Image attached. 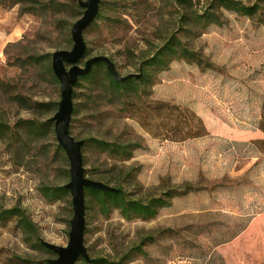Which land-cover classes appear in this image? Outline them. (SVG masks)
I'll list each match as a JSON object with an SVG mask.
<instances>
[{"label": "rangeland", "instance_id": "374dc122", "mask_svg": "<svg viewBox=\"0 0 264 264\" xmlns=\"http://www.w3.org/2000/svg\"><path fill=\"white\" fill-rule=\"evenodd\" d=\"M55 1L61 6L33 15L20 14L16 0H0V122L19 131L18 137L0 141V210H23L34 228L23 232L14 219L0 222V264H46L54 255L37 242L65 247L68 241L69 192L49 197L47 190L68 183L69 167L55 151L54 133L36 139L22 129L24 122L44 123L56 113L60 85L46 67L52 53L70 50V27L82 16L83 9L72 18L71 0ZM99 1L100 18L83 33L88 55L79 66L104 56L119 76L136 75L143 58L172 33L201 61H172L139 95H129L135 104L123 111L97 102L85 87L73 88L77 113L69 133L74 140L139 145L128 160L85 150L86 179L108 181L104 185L112 188L119 181L129 198L140 200L182 185L192 188L147 220H127L117 210L106 217L85 212L83 245L89 259L117 262L129 254L125 264H264V157L249 144L251 136L199 131L205 117L236 131L253 132L258 125L264 0H237L262 9L254 17L220 10V24L206 27L184 25L180 17L201 11L207 0ZM29 56L44 59L25 67L15 62ZM36 104L56 107L46 111Z\"/></svg>", "mask_w": 264, "mask_h": 264}, {"label": "trees", "instance_id": "16d2710c", "mask_svg": "<svg viewBox=\"0 0 264 264\" xmlns=\"http://www.w3.org/2000/svg\"><path fill=\"white\" fill-rule=\"evenodd\" d=\"M20 3V14L29 13L33 15L46 14L52 11L57 6H61L60 3L55 0H49L45 3L36 2L34 0H16ZM261 1V0H260ZM181 3H188L182 0ZM29 4V5H28ZM72 18H76L81 13V8L78 5L77 0H71L70 2ZM262 7L258 4L244 5L237 0H207V6L201 11L184 13L180 20L184 25H201L206 27L208 25L220 24V15L218 14L220 10L230 11L237 15L244 17H254L258 11H261ZM99 12V10H98ZM100 18L99 15L96 16L95 20ZM94 20V21H95ZM94 21L89 25L94 24ZM88 27V28H89ZM87 28V29H88ZM180 29V26H179ZM67 43L72 46L71 39H67ZM88 55V49L86 48L85 56ZM49 55L45 56L48 58ZM44 57H33L29 56L24 60H15L19 66H34L39 65ZM189 60L192 62L200 63V57L190 51L184 43L175 35V33L170 34L165 41L156 48L153 54L148 57L143 58L139 66L138 74L131 75L127 79L118 82L108 73L104 63L99 62L92 66L91 71L80 77L75 84V87H85L91 94H94V98L97 102H104L107 105H118L120 109L127 110V105H134L133 102H129V95L137 96L140 91L151 83V78L158 72L164 71L168 68V65L174 60ZM112 63L113 61L109 59ZM114 67L115 64L113 63ZM48 74L57 82L56 78L51 71L50 66L46 67ZM116 70V67H115ZM117 72V71H116ZM84 85H83V84ZM141 88V89H140ZM75 93H72V100L75 99ZM13 99L19 104H25L24 98L21 96H14ZM40 108H45L46 111H52L55 109L56 104H53L52 108L49 104H36ZM166 105H154L155 108H163ZM77 104H73L72 116L77 113ZM198 117V116H197ZM207 121H200L199 131L201 134H223L224 136H232L234 139H239V135L243 138H249V144L252 145L255 150L262 154L264 157V98L260 109V118L256 129L253 132L246 131H236L221 124L212 123L213 117ZM199 123V122H198ZM22 129L28 136L31 135L33 138L39 139L45 136L47 132L54 133L51 130V122L47 121L44 123L29 121L22 123ZM70 129V125H69ZM19 131H14L4 122H0V141L6 139H13L18 137ZM81 155L83 164V153L87 149H95L101 153H107L111 156H117L121 159L128 160L131 157L132 151L139 148L138 144L134 143H118L109 142L106 140H100L96 138L82 140ZM55 151L62 155V161L67 167L68 161L65 156L64 151L55 144ZM65 174L69 177V171L66 169ZM103 184H108V181H101ZM114 189L115 192H102L96 189H84V215L85 212L96 211L102 216H108L111 211L117 210L120 216L124 219L141 218L143 220L153 218L159 209L166 208L170 206V202L175 197H180L188 194L191 191L189 185H182L174 189H170L163 193L159 197L149 198L146 200L131 199L127 196V193L123 190L121 183L116 182ZM68 191L62 187L52 188L47 190L49 197H59L67 194ZM10 219L15 220V225L19 230L23 232H32L34 230L33 225L29 221L28 217L25 215L23 210L19 208H11L6 210H0V222L7 221ZM142 240L137 247L140 250L142 245H144ZM37 247L45 252L52 253L47 250L40 241L37 242ZM129 254L122 256L117 262H108L104 259H94L88 262L80 259L79 262L82 264H125L128 260Z\"/></svg>", "mask_w": 264, "mask_h": 264}, {"label": "water", "instance_id": "95a60500", "mask_svg": "<svg viewBox=\"0 0 264 264\" xmlns=\"http://www.w3.org/2000/svg\"><path fill=\"white\" fill-rule=\"evenodd\" d=\"M77 2L79 7L83 9V12L82 16L70 27L72 46L68 51L58 50L51 54V71L60 85V100L57 103L56 113L49 120L53 123L55 140L58 146L64 151L69 165V181L63 188L69 192L71 197L72 218L69 222L68 241L65 247L41 242L54 255V258L47 260L46 264H81L79 262L80 259L85 262L89 261L83 245L85 230L84 189L89 188L112 193L116 191L112 187L88 180L84 176L81 155L83 142L81 140H74L69 133V124L73 110V88L78 79L87 75L91 71L92 66L99 62L105 64L108 73L118 82L131 76H119L113 63L104 56H95L84 60L82 66H79L86 52L83 33L95 20L100 1L77 0Z\"/></svg>", "mask_w": 264, "mask_h": 264}]
</instances>
